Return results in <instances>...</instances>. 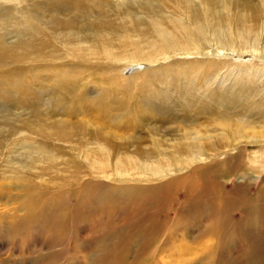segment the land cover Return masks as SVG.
Instances as JSON below:
<instances>
[{
  "label": "rangeland",
  "instance_id": "1",
  "mask_svg": "<svg viewBox=\"0 0 264 264\" xmlns=\"http://www.w3.org/2000/svg\"><path fill=\"white\" fill-rule=\"evenodd\" d=\"M94 1L60 13L41 0L0 1V264H264L260 192L244 187V202L218 220L229 233L222 240L211 230L218 223L211 194L193 191L185 202L181 172L160 180L142 173L137 180L128 160L131 154L151 171L153 163L169 167L154 146L171 148L162 136L177 140L181 129L212 125L213 116L251 123L244 99L210 106L202 89L215 82L221 94L222 78L240 88L236 78L246 67L189 61L180 71L181 59L167 74H146L131 70L133 64L115 68L77 57L70 46L91 42L93 25L140 12L152 0ZM246 85L252 98L261 93L251 78ZM257 148H247L256 166L264 164ZM119 162L126 169L121 178Z\"/></svg>",
  "mask_w": 264,
  "mask_h": 264
},
{
  "label": "bare ground",
  "instance_id": "2",
  "mask_svg": "<svg viewBox=\"0 0 264 264\" xmlns=\"http://www.w3.org/2000/svg\"><path fill=\"white\" fill-rule=\"evenodd\" d=\"M41 1L45 6H54L51 11L60 13L66 7L80 11L86 0ZM258 2L253 4L250 0H152L142 7L140 12L124 14L115 20L100 21L93 25L91 42L85 41L78 46H70V53L77 57L82 56L93 62L106 61L109 67L115 68L122 64L125 66L133 64L136 69L131 70H140L146 74H167L171 72L170 67L173 63H181V59L185 63L181 65L180 71H184L182 68L185 65L189 66V61L195 62L193 65L199 64L201 68L210 66V69L222 70L218 65L226 63L246 67L245 71H242L243 77L238 74L239 77L236 78L240 88L226 85L225 78H222L219 86L222 95L214 91L215 82L206 81L202 89L207 101L205 104L210 106L218 102L223 106L234 104L236 100L233 102L230 98L235 96L244 99L245 106H250L251 123L237 118L233 123L228 120L219 121L213 116L212 125L203 123L198 125L196 122L181 129L180 141L174 137L169 139V136H162L159 140L168 145L173 143L171 148L168 146L163 148L155 141L154 146L159 156L171 164L166 167L160 162L153 163L156 165L155 171H151L150 166H144L133 155H128V160L135 163L136 168L132 175H136L134 178L137 180L145 179L142 178L143 176H138L142 173H148L145 175L146 179L160 180L169 179L177 172H181L183 176L177 181L182 182L187 189L183 195L185 202L190 201L189 197L193 191H205L211 194L213 202L209 208L217 217V221L244 202L247 198L242 191L244 187L251 186L256 192H260L257 203H260L264 197V185L263 191L257 190L259 185L264 183V164L256 166L259 160L250 161L251 154L247 156V148L250 147H258L259 149H255L254 152L264 155V122L258 123L259 115H264V18H262L264 0ZM54 27L61 29L58 23ZM54 36L56 39V35ZM74 38L75 35L70 32V45ZM226 54L237 60L231 59ZM239 56L245 58L244 61H240ZM124 69L121 67V72ZM254 69L257 74L254 73ZM219 78L220 75L213 77L215 80ZM250 78L259 84L258 88L261 90V93L254 98L250 96L246 85ZM193 84L197 86L196 83ZM258 98L261 100L259 101ZM236 103L239 104L240 101ZM254 118L257 120H254L255 123H253ZM168 151L171 153L168 154ZM239 158L245 163L237 161ZM125 170V166L119 162L116 173L120 178L125 174ZM240 170L245 172L238 174ZM199 172L203 178L197 177L199 180H194V175ZM237 175L244 178L243 183H237L235 178ZM225 181L228 182L227 185ZM217 195L219 198L216 197ZM216 198L218 200L222 198L223 201L217 204ZM263 205L260 206L261 209L264 208ZM211 230L214 237L222 240L229 235L220 226L219 221ZM200 237V234L196 235L194 241ZM187 240L188 236H185L183 247L189 246L185 244ZM216 249L219 250L220 247Z\"/></svg>",
  "mask_w": 264,
  "mask_h": 264
}]
</instances>
